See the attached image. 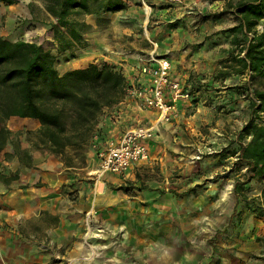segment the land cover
<instances>
[{
	"label": "rangeland",
	"instance_id": "374dc122",
	"mask_svg": "<svg viewBox=\"0 0 264 264\" xmlns=\"http://www.w3.org/2000/svg\"><path fill=\"white\" fill-rule=\"evenodd\" d=\"M123 1L126 4L124 11L114 14L99 13L80 18L88 27L83 32L82 44L74 47L73 53L76 55V59L83 55L92 42L100 43L104 56L109 59L97 65L107 64L122 73L128 72V81H132V84L128 85L127 82V88H132L139 80V59L154 51V44L157 42L153 41V38L158 37L160 42L157 43L158 47L155 53L159 57L167 58L170 63L172 62L171 66L176 74L184 73L177 58L186 54V63L191 64L188 68L191 75L187 76L185 82L184 79H179L183 88L185 85L190 95L192 90L193 92L199 91V88L206 92L210 90L217 93L219 89H223L227 96L231 95L230 101L218 99L216 107H212L213 103L211 105L206 103L204 109L199 107L198 111L194 110L196 114L193 112L184 116V126L180 131V136L184 138V144L181 147V152L177 153L182 159H178V162H174L173 165L155 166L157 169H152L153 174L147 172L146 168H140L144 171L141 172L143 179L146 177L155 179L154 173H157L160 175L158 180L167 184V189L178 192L168 199V201L174 202L172 209L160 211L157 215L152 213L151 216L169 217L172 220L173 229L179 228L176 226L177 219H184V229L187 228L186 230L191 231L187 239L184 238L189 246H197V249L200 247L201 243L197 241L196 231L203 230L206 236V245L217 249L220 247L221 240L227 236H223L222 232L227 228L226 234L229 233L230 216L232 220L240 219L241 214L246 213L248 215L246 220L249 223L251 217L255 219L259 215L256 199L260 197L262 189V184L253 180L244 187L243 197H238L234 193L235 183L245 179L244 164L235 157H231L230 153L237 148L236 136L251 115L249 98L245 92L237 90V87L246 83L247 76H231L234 80L227 82L225 88L222 84L214 86L217 72L228 66L224 61L228 57L232 37L229 33L225 34V31L236 24L235 18L230 12L231 9L226 5L230 1L237 0H200L199 3L202 4L192 5L191 9L187 8V11L191 12L188 15L186 11V18L190 19L186 21L188 26H184V22L180 26H184L185 30L188 27L198 26V30L195 35L188 33L183 44L180 41L181 34H168L162 30L155 34L152 31L150 25L154 21L152 11L155 6L150 5L151 2L147 3L145 0V6L142 0ZM208 1L217 2L216 6H210L211 2ZM204 2L208 3L204 4ZM31 6H33L34 15L39 22L24 18L23 13L28 12L32 16ZM220 6L222 10H220ZM5 8L6 5L0 3L1 37L10 41L23 40L28 43H36L57 55V42L54 40L53 32L48 24L49 21L55 22V20L51 17L46 18L43 0H15L13 13L17 12L18 15L12 22L8 20L9 13ZM40 21H44V23ZM178 45L180 46L178 47ZM68 55V53L57 55L56 69L59 74L66 70L64 63H66L65 59ZM116 59L119 60L116 62L119 65L114 64L113 60ZM199 64H201L200 68H204V72L195 70L199 68ZM79 65L84 66L86 62H80ZM195 65L197 67L191 71L190 69ZM130 69H132L131 72ZM191 78L195 79L194 82H191ZM212 78L214 81L211 80ZM202 79H205L204 83H201ZM188 85L191 89L188 88ZM222 94L223 92L220 95L222 96ZM192 95L186 103L195 104L197 102ZM123 106L126 107L122 108ZM127 109H131L135 114L126 113ZM146 111L155 112L144 108L140 99L126 91L125 98L119 105L102 111L95 129L96 134L85 147L78 150L69 148L58 156L50 153L42 145L38 135L39 122L11 117L6 122V127L13 133L12 141L19 150H28L30 156L51 157L62 165L64 169L62 175L67 176L63 188L66 191H71L69 196L75 202L82 196L80 192L94 191L100 180L97 176V174H101L98 166L99 152L105 149L108 144L117 142L127 130L138 126H150L142 119L140 120V115H137V113ZM193 114L196 117H190ZM126 116L127 119L132 117L129 119V123H127V119L124 120ZM178 118L179 116L176 119ZM4 155L3 152L0 153V160L5 159ZM222 155L225 156L222 157ZM1 169L0 161V176L7 179L17 175L18 180V173H3ZM124 173H121L120 176ZM229 188L230 196L228 197ZM141 215L149 217V212L141 213ZM209 221L215 223V226L210 227L212 228L211 232H208L207 223ZM262 222L264 224V220ZM256 229L264 232L261 226L255 225L253 232ZM21 230L26 236L28 233H42L41 228L34 224H25ZM41 236L42 234L40 238Z\"/></svg>",
	"mask_w": 264,
	"mask_h": 264
},
{
	"label": "crops",
	"instance_id": "0c3cea01",
	"mask_svg": "<svg viewBox=\"0 0 264 264\" xmlns=\"http://www.w3.org/2000/svg\"><path fill=\"white\" fill-rule=\"evenodd\" d=\"M146 2L155 6L152 11L154 21L150 25L155 34L161 30L168 34H181L180 41L183 44L188 33H197L198 26L188 27L187 30L184 26L187 27L186 21L190 20L186 18L187 8L202 4L200 0ZM146 2L142 0L145 6ZM216 3L213 1L210 6L214 7ZM6 8L8 20L14 21L18 13H13V5ZM187 12L190 15L191 12ZM23 16L26 20H32L28 12L23 13ZM183 22L184 26H180ZM160 24L164 25L160 27ZM159 40L158 37L153 38L158 44ZM157 43L154 44V52ZM100 45L92 42L81 57L66 61V70L62 74L83 69L89 64L106 62L109 58L104 56ZM177 59L184 73L176 74L173 69L171 72L185 82L187 76L191 75L188 70L191 64L186 63L185 53ZM117 60H113L115 65H119ZM80 62H86V65H79ZM200 65L198 69H195V65L190 70L204 72ZM123 75L128 85L132 84V81H128V72ZM190 80L194 82L195 79ZM211 80L214 81V78ZM215 80L214 86L222 84L225 88L227 82L234 79ZM204 82L205 79H202L201 83ZM184 89L187 90L185 85ZM192 93L197 102L190 104L177 101L179 118L171 123L158 122L156 112L137 113L141 116L140 120L153 130L149 160L133 164L122 176L97 174L100 180L95 190L80 192L82 196L75 202L69 196L71 191L63 188L67 176L62 175L64 169L58 161L51 157L32 155L30 162L24 165L15 155L10 159L2 158L1 171L18 173L19 178L9 184L0 182V264H264V232L257 229L253 232L255 225L264 229L263 219L251 217L249 224L246 213L241 214L240 219L232 220L230 216L229 233L226 234L227 228L222 232L223 236H227L222 240L220 238V247L217 249L206 245L203 230L196 231L197 241L201 243L197 249V246L191 247L184 241L191 234L187 228L184 229V219H177L176 226L179 228L173 229L169 217L151 216L152 213L157 215L160 211L172 209L174 202L168 199L178 192L167 189V184L158 180L160 175L157 173H154L155 179H143L141 172L144 171L140 168H146L147 172L153 174L152 169H157L155 166L173 165L182 159L177 153L181 152L184 144V138L180 136L184 116L193 112L196 114L194 110L198 111L199 107L204 109L206 103H213L214 108L218 99H226L227 102L231 97L223 89L217 93L199 88V91ZM127 112L135 114L131 109H127ZM194 114L190 117H196ZM130 118L126 116L124 120L127 119L129 123ZM3 153L13 154L12 147L9 145ZM100 183L103 184L102 190ZM227 194L229 197L230 188ZM147 211L149 217H143L141 213ZM25 224L41 228V238V234L36 233L24 235L21 227ZM207 225L208 232H211L210 227L215 226V223L209 221ZM257 238L261 239L258 243Z\"/></svg>",
	"mask_w": 264,
	"mask_h": 264
},
{
	"label": "trees",
	"instance_id": "16d2710c",
	"mask_svg": "<svg viewBox=\"0 0 264 264\" xmlns=\"http://www.w3.org/2000/svg\"><path fill=\"white\" fill-rule=\"evenodd\" d=\"M0 3L11 6L15 0ZM227 4L236 24L225 31L232 37L224 61L228 66L218 71L216 78L247 76L246 83L237 90L249 98L251 114L236 136L237 148L230 153L245 167V179L235 183L234 193L243 197L247 183H261V194L256 199L259 215L255 218L264 220V0ZM43 6L46 18L55 20L48 24L57 42V55L68 53L66 61L76 59L74 47L82 44L83 32L88 27L81 17L126 9L123 0H43ZM30 8L32 19L39 22L33 6ZM57 55L36 43L0 36V153L10 144L13 147V154L5 153V159L15 155L24 165L31 160L29 151L19 150L12 141L13 133L6 127L11 117L38 121L42 145L58 156L66 149L85 147L96 134L102 111L124 100L127 80L115 67L89 64L59 74ZM14 180L17 175L7 179L0 176L4 184Z\"/></svg>",
	"mask_w": 264,
	"mask_h": 264
},
{
	"label": "built area",
	"instance_id": "2783aa9c",
	"mask_svg": "<svg viewBox=\"0 0 264 264\" xmlns=\"http://www.w3.org/2000/svg\"><path fill=\"white\" fill-rule=\"evenodd\" d=\"M139 62V80L126 91L140 99L144 108L155 111L158 122H173L179 116L177 101L188 102L190 92L172 74V66L167 58L159 57L153 51L140 58ZM153 137L150 127L138 126L127 130L117 142L108 144L99 152V172L121 174L135 163L147 162Z\"/></svg>",
	"mask_w": 264,
	"mask_h": 264
},
{
	"label": "bare ground",
	"instance_id": "6f19581e",
	"mask_svg": "<svg viewBox=\"0 0 264 264\" xmlns=\"http://www.w3.org/2000/svg\"><path fill=\"white\" fill-rule=\"evenodd\" d=\"M147 13H148V10H147ZM103 189V184L102 183H100V190H102ZM225 197V196H224ZM89 230H91V229H89ZM100 235V234H99ZM98 235V236H99Z\"/></svg>",
	"mask_w": 264,
	"mask_h": 264
}]
</instances>
